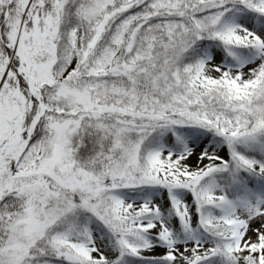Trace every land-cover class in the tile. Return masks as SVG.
<instances>
[{"label": "snow or ice", "instance_id": "snow-or-ice-1", "mask_svg": "<svg viewBox=\"0 0 264 264\" xmlns=\"http://www.w3.org/2000/svg\"><path fill=\"white\" fill-rule=\"evenodd\" d=\"M0 264H264V0H0Z\"/></svg>", "mask_w": 264, "mask_h": 264}]
</instances>
